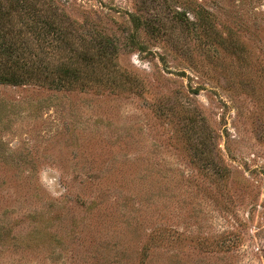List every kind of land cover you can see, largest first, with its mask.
Returning <instances> with one entry per match:
<instances>
[{
    "label": "rangeland",
    "instance_id": "rangeland-1",
    "mask_svg": "<svg viewBox=\"0 0 264 264\" xmlns=\"http://www.w3.org/2000/svg\"><path fill=\"white\" fill-rule=\"evenodd\" d=\"M54 1L115 54L0 84V264H264V0Z\"/></svg>",
    "mask_w": 264,
    "mask_h": 264
},
{
    "label": "trees",
    "instance_id": "trees-1",
    "mask_svg": "<svg viewBox=\"0 0 264 264\" xmlns=\"http://www.w3.org/2000/svg\"><path fill=\"white\" fill-rule=\"evenodd\" d=\"M70 22L54 0H0V84L68 89L105 76L113 41L89 40Z\"/></svg>",
    "mask_w": 264,
    "mask_h": 264
}]
</instances>
